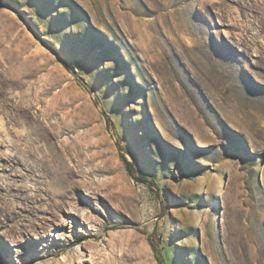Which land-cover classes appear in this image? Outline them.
Segmentation results:
<instances>
[{
	"label": "rangeland",
	"instance_id": "obj_1",
	"mask_svg": "<svg viewBox=\"0 0 264 264\" xmlns=\"http://www.w3.org/2000/svg\"><path fill=\"white\" fill-rule=\"evenodd\" d=\"M0 264H264V0H0Z\"/></svg>",
	"mask_w": 264,
	"mask_h": 264
},
{
	"label": "trees",
	"instance_id": "obj_2",
	"mask_svg": "<svg viewBox=\"0 0 264 264\" xmlns=\"http://www.w3.org/2000/svg\"><path fill=\"white\" fill-rule=\"evenodd\" d=\"M61 64L65 65V62L61 59L60 60ZM108 125H110V123L108 122ZM122 162L124 164L126 173L128 174V176L135 181L136 183H140L143 184L145 186H153V183L148 181L146 177L139 175V173H134L133 171V163L128 162L125 158L122 159ZM148 241L150 242V247L151 249L154 251L155 256H156V260L159 262L160 261V257H159V253L156 251L155 246L151 243L150 239H148Z\"/></svg>",
	"mask_w": 264,
	"mask_h": 264
},
{
	"label": "bare ground",
	"instance_id": "obj_3",
	"mask_svg": "<svg viewBox=\"0 0 264 264\" xmlns=\"http://www.w3.org/2000/svg\"><path fill=\"white\" fill-rule=\"evenodd\" d=\"M44 159V158H43ZM48 162L49 161H47V160H45L44 162H43V164H45L46 165V167H49V165H48ZM62 204H64V203H60L58 206L60 207V209L62 210ZM4 210V209H3ZM6 216H4V219H10L11 218V214H5Z\"/></svg>",
	"mask_w": 264,
	"mask_h": 264
}]
</instances>
